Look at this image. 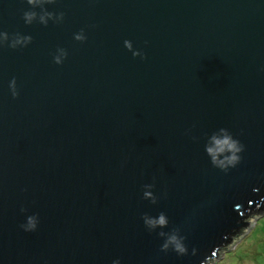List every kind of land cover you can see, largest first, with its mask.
<instances>
[{"label":"water","instance_id":"obj_1","mask_svg":"<svg viewBox=\"0 0 264 264\" xmlns=\"http://www.w3.org/2000/svg\"><path fill=\"white\" fill-rule=\"evenodd\" d=\"M45 8L63 21L26 25L25 0H0V31L32 37L0 47V264L219 260L264 217V0ZM220 128L245 146L227 173L204 151ZM160 212L168 227L149 232L141 217ZM172 228L187 255L160 251Z\"/></svg>","mask_w":264,"mask_h":264},{"label":"clouds","instance_id":"obj_2","mask_svg":"<svg viewBox=\"0 0 264 264\" xmlns=\"http://www.w3.org/2000/svg\"><path fill=\"white\" fill-rule=\"evenodd\" d=\"M26 4L30 6L29 10H25L22 13V19L26 25L32 24L34 21L41 25L47 26L51 20L54 23H60L64 19V13H54L48 11L45 5L54 4L55 0H25ZM39 8V12L34 9ZM73 39L78 42H83L86 39L83 29L74 34ZM32 42L30 35H21L15 33L11 36L5 31H0V47L7 44V47L16 49L18 47L23 48ZM124 47L132 52L133 57L140 56L144 58L142 52L133 50L131 41L125 40ZM67 57V52L63 48H58L56 54L53 56V62L57 65L62 64L63 60ZM9 90L13 98L18 96L16 79L13 77L9 81ZM245 149V146L236 138L233 137L232 133L226 128H220L213 132L207 137V141L204 145V151L210 158V163L213 167L227 173L229 169L235 168L241 162V155ZM154 187L153 184H146L143 186V198L149 200L152 204L157 202V197L153 194L151 189ZM21 211H25L21 209ZM141 219L143 220L145 228L149 232H153L156 229H164L168 227V217L160 212L156 217L144 214ZM38 218L36 215H30L26 218V223L22 224L21 227L24 231H34L37 227ZM157 236L163 238V243L160 246V251L167 253L169 250L175 252L178 256H184L188 254V248L185 244L186 237L180 235L178 228H172L171 231H159ZM196 249H192V254L195 255ZM112 264H120V261L114 260Z\"/></svg>","mask_w":264,"mask_h":264},{"label":"rangeland","instance_id":"obj_3","mask_svg":"<svg viewBox=\"0 0 264 264\" xmlns=\"http://www.w3.org/2000/svg\"><path fill=\"white\" fill-rule=\"evenodd\" d=\"M211 264H264V217Z\"/></svg>","mask_w":264,"mask_h":264},{"label":"trees","instance_id":"obj_4","mask_svg":"<svg viewBox=\"0 0 264 264\" xmlns=\"http://www.w3.org/2000/svg\"><path fill=\"white\" fill-rule=\"evenodd\" d=\"M224 258V257H223Z\"/></svg>","mask_w":264,"mask_h":264}]
</instances>
